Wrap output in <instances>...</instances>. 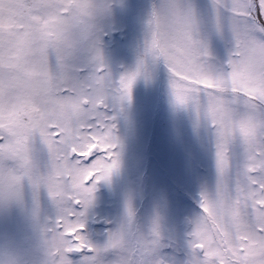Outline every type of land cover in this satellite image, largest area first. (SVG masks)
<instances>
[{"label":"snow or ice","instance_id":"6c2138e0","mask_svg":"<svg viewBox=\"0 0 264 264\" xmlns=\"http://www.w3.org/2000/svg\"><path fill=\"white\" fill-rule=\"evenodd\" d=\"M0 264H264V0H0Z\"/></svg>","mask_w":264,"mask_h":264}]
</instances>
